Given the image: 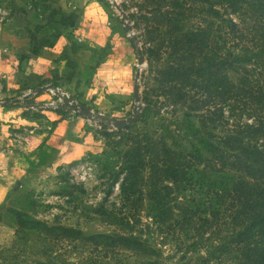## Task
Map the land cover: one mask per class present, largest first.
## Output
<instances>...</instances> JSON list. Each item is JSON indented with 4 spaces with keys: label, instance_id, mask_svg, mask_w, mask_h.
I'll use <instances>...</instances> for the list:
<instances>
[{
    "label": "rangeland",
    "instance_id": "rangeland-1",
    "mask_svg": "<svg viewBox=\"0 0 264 264\" xmlns=\"http://www.w3.org/2000/svg\"><path fill=\"white\" fill-rule=\"evenodd\" d=\"M33 1L44 17L64 7L78 18L54 58L41 62L47 68L22 76L10 99L0 96V264L147 263L152 258L95 238L132 231L163 264H229L204 259L208 245L230 235L229 224L207 241L208 231L197 235L194 219H183L189 210L230 206L206 195L221 179L194 171L167 202V147L209 156L204 142L219 135L214 116L200 117L212 96L192 103L176 88L212 92L220 0ZM127 119L134 121L125 128L113 123ZM224 119L235 125L253 116L240 108Z\"/></svg>",
    "mask_w": 264,
    "mask_h": 264
},
{
    "label": "trees",
    "instance_id": "trees-1",
    "mask_svg": "<svg viewBox=\"0 0 264 264\" xmlns=\"http://www.w3.org/2000/svg\"><path fill=\"white\" fill-rule=\"evenodd\" d=\"M216 15L217 53L212 92L207 87L202 90L204 95L199 97L196 89H190L187 84H179L176 90L180 97L184 90L183 96L192 103L207 102V96H212L210 102L204 103L207 109L200 117L202 123L214 120L219 135L214 141L204 142L209 156L200 151L183 153L167 147V178L171 180V184H167V202L176 191L174 185L179 179L187 181L194 171L206 181L221 179L218 185L214 184L215 187L210 183L212 187L207 188L206 195H215L216 200L228 202L230 206L224 210L197 209L195 213L189 210L183 219L188 222L194 219L197 235L202 236L208 231L211 238L207 241L216 239L214 228L220 230L223 225H230V235L222 239L218 237L223 242L206 247L205 261L221 258L229 264H264V0H220ZM77 18V11L69 13L59 7L45 15L39 27L48 25L58 28L50 39V42H55L75 24ZM27 30L32 45L19 53L21 77L26 60L36 54L41 45H45L37 37L35 27L29 26ZM230 42L234 44L232 47L241 49L234 50ZM190 75L191 72L186 74V81ZM72 108L84 118L94 116L85 105H73ZM226 108L229 111L227 115ZM240 108L251 111L252 121L235 125L228 122L225 125L224 118L228 120ZM210 116L214 118L208 119ZM132 121L113 120V123L118 128H125ZM201 162H204L201 170L195 169ZM204 179L200 180V186L207 183ZM160 201L158 199L156 203ZM95 238H102L100 242L109 248L131 249L152 258L144 264H163L162 256L149 241L133 231L128 236L112 233L97 234Z\"/></svg>",
    "mask_w": 264,
    "mask_h": 264
},
{
    "label": "crops",
    "instance_id": "crops-1",
    "mask_svg": "<svg viewBox=\"0 0 264 264\" xmlns=\"http://www.w3.org/2000/svg\"><path fill=\"white\" fill-rule=\"evenodd\" d=\"M35 2L33 0H0V96H6L9 99L20 88L19 53L32 45L28 27L37 29V37L45 45H41L38 52L26 60L23 79L31 78L47 68L45 63L41 64V62L54 58L53 47L57 46L63 37L61 35L57 41L50 42L56 28L48 25L39 27L44 16L39 4Z\"/></svg>",
    "mask_w": 264,
    "mask_h": 264
},
{
    "label": "water",
    "instance_id": "water-1",
    "mask_svg": "<svg viewBox=\"0 0 264 264\" xmlns=\"http://www.w3.org/2000/svg\"><path fill=\"white\" fill-rule=\"evenodd\" d=\"M140 60H142V58H140Z\"/></svg>",
    "mask_w": 264,
    "mask_h": 264
}]
</instances>
